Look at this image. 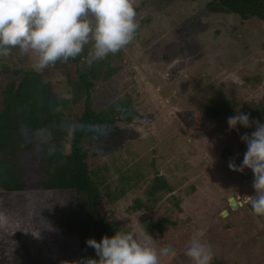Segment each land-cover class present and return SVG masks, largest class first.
<instances>
[{"label":"rangeland","instance_id":"rangeland-1","mask_svg":"<svg viewBox=\"0 0 264 264\" xmlns=\"http://www.w3.org/2000/svg\"><path fill=\"white\" fill-rule=\"evenodd\" d=\"M212 1L136 0L139 28L135 38L104 58L105 65L120 71L108 78L106 70L99 68L93 103L107 115L112 104L129 95L138 117L132 123L115 125L110 152L98 150L93 167L97 181L103 182L101 187H110L105 192L117 196L130 186L120 182L121 176L133 180L140 169V184L134 186L132 181V189L104 211H114L116 219L130 229L137 219L151 226L167 216L172 224H162L167 228L164 246L176 252L170 264H191L185 251L198 231L212 248V264L220 260V264H264V217L244 207L248 197L256 194L254 174L247 168L243 172L229 168L230 162L237 167L242 164L247 146L241 137L250 136L255 125L230 130L227 123L228 117L242 112L264 124V24L257 18L213 13L209 10ZM91 47V43L86 45L78 56L83 73L103 60L87 62ZM169 47L173 58L166 60ZM35 59L34 54L19 50L0 56V69L33 68ZM75 69L58 61L40 72L70 99L73 89L68 76L77 84ZM223 104L222 114L208 115L209 107ZM80 105L67 110V121L73 120ZM225 149L231 153L227 159L221 155ZM155 167L174 192L165 193L166 197L160 193L152 200L148 187ZM30 182H35L34 176ZM232 198L238 207L230 202ZM10 199L0 191V204L10 206ZM137 200L145 205L134 212L130 209ZM175 203H180L177 212Z\"/></svg>","mask_w":264,"mask_h":264},{"label":"trees","instance_id":"trees-1","mask_svg":"<svg viewBox=\"0 0 264 264\" xmlns=\"http://www.w3.org/2000/svg\"><path fill=\"white\" fill-rule=\"evenodd\" d=\"M209 10L233 13L243 20L257 18L264 24V0H213ZM171 48L164 55L166 60L173 58L168 54ZM18 52L15 48L10 54ZM79 62V57L64 62L75 65L78 78L74 84L68 76L73 89L70 99L31 67L0 69V191L11 198V207L0 204V264H82L89 258L98 259L86 244L88 239L99 242L122 228L130 230L116 219L114 211L104 209L130 191L132 181L138 186L143 174L138 168L133 180L121 176L120 182L131 188H122L117 196L116 192H105L110 187H101L103 182L97 181L93 159L99 155L98 150L110 152L115 125L132 123L138 113L129 95L112 104L107 115L98 111L93 103L97 71L106 70L111 78L120 69L105 65L107 59H103L96 62L100 66L83 73ZM79 104L73 120L67 121V110ZM224 107H209L207 113L212 118L219 116ZM228 149L221 152L222 158L231 157ZM154 175L148 187L152 200L174 192L156 167ZM33 176L35 182L31 183ZM144 205L137 200L130 210L135 212ZM174 205L177 212L180 203ZM244 207L252 211L249 201ZM142 220L155 245L165 247L167 228L162 224L171 220L166 216L151 226Z\"/></svg>","mask_w":264,"mask_h":264},{"label":"clouds","instance_id":"clouds-1","mask_svg":"<svg viewBox=\"0 0 264 264\" xmlns=\"http://www.w3.org/2000/svg\"><path fill=\"white\" fill-rule=\"evenodd\" d=\"M136 0H0V56L10 55L18 48L35 56L33 70L40 72L58 61L67 62L80 56L86 45L92 47L87 62L115 55L129 45L139 28ZM230 130L237 125L251 128L243 135L246 144L242 164L229 163L232 171L245 168L254 174V196H249L252 211L264 216V124L250 120L249 114L238 112L227 119ZM130 230L116 231L99 242L88 239L98 259L82 264H170L176 252L171 247L157 248L155 239L145 226L135 221ZM191 264H212L214 253L196 232L185 251Z\"/></svg>","mask_w":264,"mask_h":264},{"label":"water","instance_id":"water-1","mask_svg":"<svg viewBox=\"0 0 264 264\" xmlns=\"http://www.w3.org/2000/svg\"><path fill=\"white\" fill-rule=\"evenodd\" d=\"M230 202L235 206V207H238L237 203H236V200L235 199H231ZM225 216H227V212L226 214L224 213Z\"/></svg>","mask_w":264,"mask_h":264}]
</instances>
